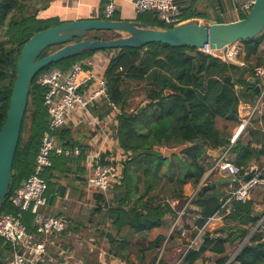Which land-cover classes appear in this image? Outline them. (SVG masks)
Returning <instances> with one entry per match:
<instances>
[{
    "label": "trees",
    "instance_id": "trees-1",
    "mask_svg": "<svg viewBox=\"0 0 264 264\" xmlns=\"http://www.w3.org/2000/svg\"><path fill=\"white\" fill-rule=\"evenodd\" d=\"M196 2L179 0L181 20L208 18L197 9ZM216 2L220 4L219 0ZM36 12L29 0H0V128L6 119L16 77L17 55L33 33L59 24L48 23L49 18L38 17ZM245 15L242 13L240 18ZM135 20L151 28L167 27L157 19L155 12L137 14ZM118 36L114 31L91 30L84 37L72 38L70 42ZM263 41L264 31L257 37L240 41V59L247 66L226 63L195 49H190L194 52L191 55L186 52L187 47L152 42L137 48L83 51L45 68L58 67L65 71L96 51L113 52L101 77L106 81L109 100L118 109L115 130L122 156L113 163L120 175L111 185L114 188V204L109 206L103 193H95V211H103L104 208L116 211V221L127 222L134 227V232L159 226L164 215L174 214L169 200L183 203L186 200L183 186L190 183L197 187L211 166L212 162L208 160L212 158L207 150H217L222 146L226 147V160L242 168L239 177L244 178L243 173L252 164H257L264 179V123H259V119L252 121L244 130L248 138L246 142L240 140L239 135L230 143L217 127L218 119L227 122L238 120L241 97L253 101L255 86L248 79L251 67L264 66V55L259 51ZM63 45L48 46L40 56L50 54ZM35 77L30 83L14 154L12 187L5 202L0 205V212L9 209L10 195L32 172L43 131L48 125L49 116L42 102V89L35 84ZM236 83L242 89L236 90ZM138 88L143 90V101L149 100L140 112L136 110L141 103L133 107V96L139 92ZM55 135L57 144L77 146L81 152L77 156L51 155V166L43 173L47 189L54 178L69 169L71 163L80 164L87 149L85 143L73 137V129L67 124ZM185 144L187 146L179 154L164 156L154 152L161 151L159 148L163 146L173 148ZM102 158L109 163L103 155ZM237 185L238 182H235L233 187ZM226 193V184L223 183L204 190L200 195L194 193L190 203L199 208V216L195 220L198 228L217 212ZM229 208L223 225L205 232L198 246L187 250L186 246L182 248L178 264H205L209 260L207 253L216 256L212 264H264V216L262 218V214L256 211L252 199L244 202L232 200ZM26 225L31 229L30 224ZM179 236L180 232L173 230L168 238ZM164 238L157 236L149 243V248L160 247ZM234 243L240 248L228 262L227 244ZM152 264L165 263L159 258Z\"/></svg>",
    "mask_w": 264,
    "mask_h": 264
},
{
    "label": "crops",
    "instance_id": "crops-1",
    "mask_svg": "<svg viewBox=\"0 0 264 264\" xmlns=\"http://www.w3.org/2000/svg\"><path fill=\"white\" fill-rule=\"evenodd\" d=\"M29 3L37 10L38 17L55 19L59 23L82 18L103 19L102 7L104 0H29ZM196 3L197 9L207 7L212 10L218 7L220 10V15L204 12L208 18H198V22H228L239 19L242 14L234 10V3L231 0H219L220 4H217L216 0H197ZM115 4L116 11L114 15L117 16L113 20L136 19L137 13L131 0H115ZM226 5L227 7H225ZM227 8L228 10L225 11ZM261 47L262 45L260 49ZM259 51L260 54L264 55L261 50ZM112 53L111 51H96L91 56L82 59L81 63L91 68L96 77H101ZM95 86L96 83L93 81L88 90L93 89ZM252 102L245 97H241L236 122L217 120V127L220 128L227 139L231 138L239 118L246 113ZM116 112L112 111L104 100H100L89 106L87 110L79 113L78 116L77 114L71 116L67 125L73 129V137L78 142L87 145L86 152L97 153L101 157L103 155L105 161L116 162L122 156L116 140ZM81 120L88 127L85 131H90V138L87 140L82 139L85 132L78 129L82 126L80 125L82 124ZM82 127L85 128L84 124ZM77 129L81 134H74ZM240 135V140L244 142L248 140L245 132ZM159 150H162V148H159ZM226 153L218 158L211 156L212 159L208 161L212 164L204 173L197 187H193L190 183L183 186L186 198L183 203L178 200H169L170 206L174 209V214L164 215L159 226L137 232H134V227L127 222H117L116 211H107V208H104L103 211H95L97 205L94 194L100 191L95 188L92 182V173L87 160L84 158L80 164L71 163L68 170L61 172L52 180L51 186L46 190L47 203L41 209L43 215L61 217L65 222L63 230L45 237L44 257L46 264H152L153 260L155 263L159 258L165 264H177L183 254L182 248L188 244L193 232H196L194 226L196 225L195 220L199 216V208L191 204L190 199L201 186L203 179H205L204 183L216 181L215 178L218 177L220 179H231L225 171H211L219 159H226ZM251 167L258 169L257 164H252ZM208 176L216 177L211 178L210 181ZM223 184H226L229 190L230 182H224ZM256 186V189L252 190L249 199L253 200L254 208L258 211L257 208L264 197V183ZM113 193L112 191V199ZM112 199L111 203H108L109 206L114 204ZM188 200L189 205L183 209ZM175 207H177L176 210ZM220 213L222 214L210 217L205 223L200 231L196 246L202 241L205 232H211L223 225L225 214ZM177 215L179 217L178 223L185 225V236L170 239L168 237ZM29 228L33 231L32 224ZM159 235L165 237L162 245L150 249L149 243ZM206 256L208 259L213 258L214 260L216 258L212 253H207ZM0 264H11L10 248L5 245L3 240L0 249Z\"/></svg>",
    "mask_w": 264,
    "mask_h": 264
},
{
    "label": "built area",
    "instance_id": "built-area-1",
    "mask_svg": "<svg viewBox=\"0 0 264 264\" xmlns=\"http://www.w3.org/2000/svg\"><path fill=\"white\" fill-rule=\"evenodd\" d=\"M178 2L179 0H131L137 14L155 12L157 19L167 27L181 21V6ZM253 3L254 0H238L234 3V10L246 14ZM115 11V0H104L103 19L110 20ZM196 51L211 55L226 63L247 66L240 59L242 54L240 41L227 44L225 52L222 48H211L209 42ZM250 69V77L255 79L254 86L258 90L246 113L239 118L236 129L229 139L230 143H233L251 125L253 120L259 119V123H264V66L251 67ZM93 81L96 86L88 90ZM35 84L42 89V102L49 120L34 158L32 172L9 197V201L16 211L14 213L0 212V238L10 248L11 264H46L45 237L63 230L65 225L61 217H48L41 212L42 207L47 203V183L43 173L51 166L52 154L77 156L81 150L77 146L63 147L57 144L55 132L65 126L71 116L75 114L78 116L97 101L104 100L112 111H118L116 105L108 98L105 79L96 77L92 69L85 67V64L81 62L73 64L70 69L65 71L58 67L44 69L36 75ZM234 88L239 90L241 86L236 83ZM85 158L91 170L95 188L105 193L119 177L118 167L113 162L105 163L101 155L97 153L85 151ZM216 170L225 171L231 177V182L221 207L212 215L215 217L221 215L220 212L226 215L230 210L229 203L232 200L241 202L248 200L253 188L257 184L264 183V179L260 175L261 169L250 167L243 173L245 176L250 175L249 178H242L239 177L242 168L223 158L219 159L211 169V171ZM204 181L205 179L201 185L204 184ZM235 182H238V185L233 187ZM188 205L189 200L184 204L183 209ZM26 212L33 215V231L28 229L24 222L23 217ZM178 218L177 215L171 232L177 230L180 232V236H185V225L179 224ZM204 225L200 228L194 226L196 232L186 245V250L196 246Z\"/></svg>",
    "mask_w": 264,
    "mask_h": 264
},
{
    "label": "water",
    "instance_id": "water-1",
    "mask_svg": "<svg viewBox=\"0 0 264 264\" xmlns=\"http://www.w3.org/2000/svg\"><path fill=\"white\" fill-rule=\"evenodd\" d=\"M91 30L114 31L119 36L113 39L86 38L77 42H70L72 38L84 37L86 32ZM263 31L264 0H254L245 17L228 22L204 23L194 19H186L171 27L151 28L135 19L82 18L64 21L33 33L17 55L16 77L12 85L6 119L0 128V205L5 202L6 195L12 187V164L27 105L30 83L32 78L46 67L83 51L124 47L137 48L152 42H160L172 47H187L186 52L191 55H194V52L190 49L198 50L209 42L211 48H222L225 52L227 44L257 37ZM57 44L65 45L50 54L40 56L48 46ZM248 80L252 83L256 82L251 77ZM257 90L258 88L255 86V92ZM148 102L149 100L142 101L136 112H140ZM186 146V144L173 148L163 146L161 151L154 152L170 156L173 153L179 154ZM225 152L226 147L224 146L217 150H207L208 155L214 158L220 157ZM249 176L246 175L245 178L248 179ZM224 182H231V179L204 183L197 189L196 193L200 195L204 190ZM239 248L240 246L236 252Z\"/></svg>",
    "mask_w": 264,
    "mask_h": 264
},
{
    "label": "rangeland",
    "instance_id": "rangeland-1",
    "mask_svg": "<svg viewBox=\"0 0 264 264\" xmlns=\"http://www.w3.org/2000/svg\"><path fill=\"white\" fill-rule=\"evenodd\" d=\"M231 1H233V3H236V1H238V0H231ZM215 5H216V3H215ZM225 7H227V5L225 6ZM199 11H202V12H207V13H209V14H219L220 13V10H219V8L218 7H215V8H213L212 10L211 9H209V8H205L204 9V7L203 8H201V9H198ZM226 10H228V8L227 9H225V11ZM220 15V14H219ZM116 16L117 15H113V17L111 18V19H114V18H116ZM228 16V15H227ZM58 21L57 20H55V19H50L49 20V22L48 23H57ZM42 26H45V24L43 25L42 24ZM261 51H262V53H264V41H263V43H262V47H261V49H260ZM112 52V51H111ZM136 90H138L139 92L138 93H136L135 95L136 96H133V107L134 106H136L137 104H139V103H142V101H143V99H144V93H143V90L142 89H140V88H138V89H136ZM81 122H82V124H80V125H82L83 126V124H84V127L85 128H83L82 126H80V127H78V129L79 130H83V132H85L84 134H83V136H84V138H82V139H89L90 137H89V133H90V131L88 130V132L87 131H85L88 127H87V125L85 124V123H83L84 121L83 120H81ZM78 129L75 131V135L76 134H81L79 131H78ZM211 173V172H210ZM209 177V176H208ZM216 177V176H215ZM214 176L213 177H209V180L211 181V178L213 179V178H215ZM141 187V186H140ZM257 187V186H256ZM256 187L253 189V191L256 189ZM226 190H228V188L226 187ZM112 191L114 192V188L112 189V187H109V189L107 190V191H105V197H106V199H107V201H108V203H111V199H112ZM253 191H251V193L253 192ZM139 193V192H138ZM112 205V204H111ZM14 210L16 211V209H15V207L11 204L10 206H9V209L8 210H2V212H9V213H14ZM257 210H258V213H261L262 214V218H263V216H264V205H263V200H261L260 201V205H259V207L257 208ZM24 221H25V223H27V224H33V215L32 214H30L29 212H26L25 214H24ZM233 233V232H232ZM237 248H238V244H236V243H234V244H227V252H226V254L228 255V260H231L232 259V257H233V255L235 254V252H236V250H237ZM164 252H165V249H164ZM9 256V255H8ZM9 259H10V257H9ZM212 262H213V258L211 259V258H209V260L205 263V264H212Z\"/></svg>",
    "mask_w": 264,
    "mask_h": 264
}]
</instances>
